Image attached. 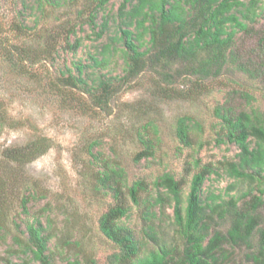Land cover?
<instances>
[{
    "label": "rangeland",
    "instance_id": "374dc122",
    "mask_svg": "<svg viewBox=\"0 0 264 264\" xmlns=\"http://www.w3.org/2000/svg\"><path fill=\"white\" fill-rule=\"evenodd\" d=\"M122 2L109 0L98 9L99 0H0V264L20 261L15 254H22L27 225L37 221L51 234L47 253L52 264H111L119 248L99 229L100 217L115 204L98 182L108 168L121 170L127 186L145 180L152 201L158 196L157 178L174 174L185 181L183 207L193 175L205 165L213 173L202 186L204 205L235 198L241 208L264 189L259 180L228 176L224 164L237 160L239 148L227 141L217 114L227 106L264 116V52L258 48L264 1L254 22L243 20L247 31L234 29L233 45L218 74L203 78L192 67L185 69L186 63L165 68L161 63L126 81L123 46L113 43L102 54L119 32ZM230 25L227 32H232ZM68 43H78L77 49ZM212 53L200 50L190 64L197 66ZM103 58L107 63L96 66L95 60ZM80 66L86 67V83H72L69 75L79 77ZM102 81L115 90L100 100ZM183 118L191 119L190 146L176 134ZM146 139L152 141L153 155L137 161ZM34 142L44 153L30 163L19 166L7 159V149ZM126 205L129 211L120 225L140 243L141 256L160 246L183 250L174 201L156 204L151 209L155 218L146 216L148 204L136 206L126 196ZM259 213L264 221V207ZM215 226L226 233L232 221L217 218ZM16 238L22 239L21 246ZM224 248L229 254L225 264L263 262L253 259L261 249L260 233L248 245Z\"/></svg>",
    "mask_w": 264,
    "mask_h": 264
},
{
    "label": "trees",
    "instance_id": "16d2710c",
    "mask_svg": "<svg viewBox=\"0 0 264 264\" xmlns=\"http://www.w3.org/2000/svg\"><path fill=\"white\" fill-rule=\"evenodd\" d=\"M263 1L123 0L118 14L121 19L123 18L119 32L116 33V37L110 39L112 44L103 47L102 54L110 46L115 45L113 43L123 46L119 50L124 56L125 81L136 77L147 68H153L154 65L163 63L165 68L177 62L188 64L185 65V69L192 67V73L206 78L214 71L215 74L219 73L220 67L226 61V52L233 45L234 29L247 31L249 26L243 20L254 22L256 9ZM108 2L109 0H99L97 8H104ZM228 24H231L232 32L226 31ZM95 27L96 25L93 24V28ZM129 27H134V30ZM105 28L107 22L98 33L100 37L104 35ZM71 32L73 31H69V34ZM146 35L149 36L148 41H145ZM77 46L78 43L69 44L72 50H76ZM258 46L264 52V35L260 38ZM143 47L145 50H142ZM200 50L213 53L202 63L192 66L190 63L195 60ZM230 55L233 56L232 52ZM106 63L105 58L100 61L95 60L96 66ZM84 68L86 67L78 68L79 77H75L69 71L68 80L72 83L77 81L86 83L87 75ZM168 77L170 78V75ZM101 84L103 95L100 100L104 96L105 99L110 98L112 90H115L114 86L107 81H102ZM217 114L227 129V141L239 148L237 160L224 164L228 176L237 180L247 179L252 183L257 180L264 183V116L254 111L234 112L232 107L227 106L219 108ZM190 121V118L180 119L176 130L177 137L186 146L192 144L189 134ZM252 142H254L253 146ZM144 144L146 148L137 156V161L153 155L152 141L146 139ZM41 149V145L34 142L25 147L7 149L5 153L10 162L21 166L44 153ZM212 173L213 168L205 165L193 175L187 206L183 207L182 191L185 181L178 180L172 173H163L154 182L158 196L152 201L147 196L149 189L145 180H138L127 186L121 170L108 168L100 172L98 182L102 188L112 194L115 200V204L99 220L101 232L119 248V252L110 258L111 264H225L229 254L226 253L224 245L232 248L242 244L248 245L250 238L259 233L261 249L258 250L257 255H253V259L258 261L261 258L264 264V229L262 228L264 221L259 213V209L264 207V189L260 191V196H254L241 208L238 205L240 200L235 198H231L228 202L204 205L201 200L202 186ZM126 196L136 206L148 204L145 214L154 218L156 213L151 209L156 204L174 201V224L184 238L183 250L176 251L175 248L160 246L141 256L140 243L130 231L120 225V221L129 211ZM26 203L27 200H24V210ZM226 217L232 221V227L224 233L216 229L215 224L217 218L226 219ZM1 219L0 229L3 228ZM46 229L39 221L27 225L28 238L19 251L22 254L18 255V251L15 254L20 260L17 264H34V262L52 264V257L47 253L51 234L47 233ZM150 230L154 232L153 226H150ZM149 236L157 242L154 235ZM21 240L16 238V244L21 246Z\"/></svg>",
    "mask_w": 264,
    "mask_h": 264
}]
</instances>
